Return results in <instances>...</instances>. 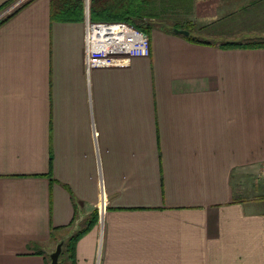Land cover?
Wrapping results in <instances>:
<instances>
[{
  "label": "crops",
  "instance_id": "obj_1",
  "mask_svg": "<svg viewBox=\"0 0 264 264\" xmlns=\"http://www.w3.org/2000/svg\"><path fill=\"white\" fill-rule=\"evenodd\" d=\"M51 1L0 19V264H51L94 212L61 264H264V47L221 45L243 3L195 5L209 43L158 28L150 56L87 71L85 19Z\"/></svg>",
  "mask_w": 264,
  "mask_h": 264
},
{
  "label": "trees",
  "instance_id": "obj_2",
  "mask_svg": "<svg viewBox=\"0 0 264 264\" xmlns=\"http://www.w3.org/2000/svg\"><path fill=\"white\" fill-rule=\"evenodd\" d=\"M195 2L196 0H90V16L92 21L127 22L142 29L147 34H149L151 23L146 21V18L159 19L156 24L162 30L174 33L175 28L186 29L190 32L189 35H186L190 40L209 43V41L201 40L193 35L195 23L188 19V15L194 12ZM248 4L247 6H250V9L255 5L264 7V0H251ZM247 6L242 7L241 11L250 15L251 11ZM51 16L53 19L61 21H82L85 19V0H52ZM252 24L253 29L250 31L253 34L245 32L242 41L227 40L221 45L231 48L264 47V28L260 29L257 23ZM256 31H261V33ZM98 218V212L92 213L89 224L72 234L64 243L60 257L67 254L68 258L74 261L77 241L91 229Z\"/></svg>",
  "mask_w": 264,
  "mask_h": 264
},
{
  "label": "built area",
  "instance_id": "obj_3",
  "mask_svg": "<svg viewBox=\"0 0 264 264\" xmlns=\"http://www.w3.org/2000/svg\"><path fill=\"white\" fill-rule=\"evenodd\" d=\"M28 1H15L0 14V19ZM150 54L149 34L127 22L92 21L90 0H85V66L87 71L92 68L126 67L131 64L134 57H146ZM262 171L264 173V166Z\"/></svg>",
  "mask_w": 264,
  "mask_h": 264
},
{
  "label": "rangeland",
  "instance_id": "obj_4",
  "mask_svg": "<svg viewBox=\"0 0 264 264\" xmlns=\"http://www.w3.org/2000/svg\"><path fill=\"white\" fill-rule=\"evenodd\" d=\"M251 0H197V4H196V8L198 10V13H195V17H198L199 14L200 15H210V14H216L218 10H220L222 8V6H225V4L231 5L233 3L235 4H240L243 3V7L249 5L248 3ZM228 2V3H227ZM216 3V4H215ZM236 7H238V5L233 6V8H229L231 9V12L233 11V9H235ZM241 7V6H239ZM249 8V10L251 11L249 14V20L246 21L247 23L250 22V24L245 23V21H242V19H238V23L243 22L246 24L245 26V31L247 34H251L252 32L250 31L251 29H253V24L252 23H257V25H259L260 28H264V7L261 5H255L254 7H252L250 9V6H247ZM237 9V8H236ZM180 13V12H178ZM182 15V14H181ZM198 15V16H197ZM240 15H238L239 17ZM196 19V18H195ZM159 19H154V18H150L147 19L146 21H149L151 24V28L149 30V36L151 37L152 34L158 30L157 27L158 25L156 24V22H158ZM261 23H258V22ZM195 32V31H194ZM193 32V33H194ZM257 33H261V31H256ZM253 34V33H252ZM224 40V39H223ZM74 232L68 233L66 235V238H69L71 236V234H73ZM55 250V249H54Z\"/></svg>",
  "mask_w": 264,
  "mask_h": 264
},
{
  "label": "water",
  "instance_id": "obj_5",
  "mask_svg": "<svg viewBox=\"0 0 264 264\" xmlns=\"http://www.w3.org/2000/svg\"><path fill=\"white\" fill-rule=\"evenodd\" d=\"M174 32L176 33H179V34H183V35H189L190 32L186 29H179V28H175L174 29ZM63 244H64V241L61 240L55 250L51 253L50 257H51V264H61V261H60V255L62 253V250H63Z\"/></svg>",
  "mask_w": 264,
  "mask_h": 264
}]
</instances>
